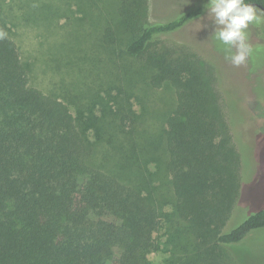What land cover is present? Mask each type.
I'll list each match as a JSON object with an SVG mask.
<instances>
[{"label":"trees","instance_id":"16d2710c","mask_svg":"<svg viewBox=\"0 0 264 264\" xmlns=\"http://www.w3.org/2000/svg\"><path fill=\"white\" fill-rule=\"evenodd\" d=\"M114 1L138 77L152 87L168 82L176 106L162 120L142 118L127 95L113 99L114 109L100 99L98 115L75 116L30 85L0 20V264H150L163 228L164 248L182 236L198 250L196 264H231L220 246L264 229V208L229 221L240 161L213 75L194 50L162 38L201 15L208 0L166 22L149 21V0ZM251 2L264 9V0ZM257 28L264 33V24ZM115 38L107 27L104 42ZM156 133L158 142L149 136ZM149 160L170 175V211L147 177Z\"/></svg>","mask_w":264,"mask_h":264},{"label":"rangeland","instance_id":"374dc122","mask_svg":"<svg viewBox=\"0 0 264 264\" xmlns=\"http://www.w3.org/2000/svg\"><path fill=\"white\" fill-rule=\"evenodd\" d=\"M202 1L149 0L148 19L169 21ZM114 8V0H0V20L29 69L30 85L57 97L73 115L96 116L100 99L114 109L117 105L113 99L119 101L128 95L132 113L162 120L176 106L175 91L168 82L152 87L138 77L140 61L124 50L129 35L117 23ZM107 27L115 31L118 42H104ZM213 31L205 9L162 38L191 48L211 70L212 86L219 92L231 142L239 152V193L229 221L240 222L264 208V39L257 40L262 31L250 25L253 44L259 51L246 65L234 67L225 61L222 46L211 37ZM89 136L93 139L94 131ZM149 136L158 142L160 134ZM114 152L107 154L112 156ZM112 163L109 161L108 166ZM157 165L154 160L147 162V177L160 190L159 201H167L163 211H170L168 203L174 202L170 175L165 169L156 173ZM164 232L163 228L156 233L159 245L148 256L150 264H196L193 256L198 250L182 236L173 237L164 248ZM220 248L231 264H264V229Z\"/></svg>","mask_w":264,"mask_h":264},{"label":"clouds","instance_id":"9594fccd","mask_svg":"<svg viewBox=\"0 0 264 264\" xmlns=\"http://www.w3.org/2000/svg\"><path fill=\"white\" fill-rule=\"evenodd\" d=\"M207 19L214 25L211 37L218 42L225 61L234 67L246 65L259 47L253 44L250 25L264 24V9L251 0H208ZM203 19V17H201ZM264 39L258 33L257 40Z\"/></svg>","mask_w":264,"mask_h":264}]
</instances>
